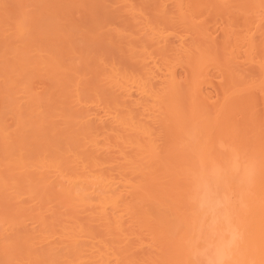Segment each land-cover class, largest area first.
I'll use <instances>...</instances> for the list:
<instances>
[{"label": "bare ground", "instance_id": "6f19581e", "mask_svg": "<svg viewBox=\"0 0 264 264\" xmlns=\"http://www.w3.org/2000/svg\"><path fill=\"white\" fill-rule=\"evenodd\" d=\"M229 219L264 264V0H0V264H191Z\"/></svg>", "mask_w": 264, "mask_h": 264}, {"label": "clouds", "instance_id": "9594fccd", "mask_svg": "<svg viewBox=\"0 0 264 264\" xmlns=\"http://www.w3.org/2000/svg\"><path fill=\"white\" fill-rule=\"evenodd\" d=\"M254 170V167H250L245 171L242 183H251ZM196 191L201 194L198 206L203 209L207 203L206 196L209 191L207 184L198 181ZM227 223V228L218 238L217 233L209 229V235L202 241V246L195 247L191 251V264H233L234 251L242 237L239 229L231 224L230 219Z\"/></svg>", "mask_w": 264, "mask_h": 264}]
</instances>
